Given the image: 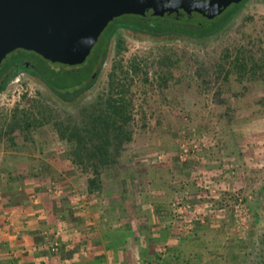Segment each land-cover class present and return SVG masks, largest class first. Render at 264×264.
Segmentation results:
<instances>
[{"label": "rangeland", "instance_id": "374dc122", "mask_svg": "<svg viewBox=\"0 0 264 264\" xmlns=\"http://www.w3.org/2000/svg\"><path fill=\"white\" fill-rule=\"evenodd\" d=\"M232 6L220 14L225 16ZM217 16L190 18L203 22L198 28L203 33ZM150 17L160 20L161 26L191 20ZM120 20H111L102 36ZM263 27L264 0H247L222 28L201 38L119 29L105 57L91 70L94 80L89 75L87 86L71 100L54 93L35 73L9 79L0 90V264H20L23 248L45 258L71 250L64 245L67 238L58 222L63 226L76 216L74 211L91 217L93 211L109 206L114 208L98 212L92 224L99 223L100 214L114 223L117 216H127L120 221L124 238L118 248L125 264H233L264 226V209L254 219L250 207L253 191L264 178V104L257 102L264 94V79H248L249 74L239 80L234 72L227 79L217 65L226 47L233 54L239 44L250 46L249 35ZM99 45L98 39L92 53ZM17 54L46 77L52 75L51 68L63 71L71 66L21 48L0 62V81L11 71L9 66L1 71L3 66ZM89 55L78 63L74 76L86 73L92 61ZM111 72L129 87L132 139L121 147L119 163L104 169L101 190L87 192V174L71 162L69 145L58 138L51 121L14 141L2 132L9 130L5 124L14 109L34 101L46 102L52 117L79 119L81 107L108 90ZM227 103L235 108L231 118L225 111ZM45 194L57 200L59 219H52L48 232L41 233L35 224L40 225L44 214L24 220L17 211L31 195ZM61 217H66L64 222ZM24 225L37 227L28 240L21 231ZM15 237L19 241L13 243Z\"/></svg>", "mask_w": 264, "mask_h": 264}, {"label": "trees", "instance_id": "16d2710c", "mask_svg": "<svg viewBox=\"0 0 264 264\" xmlns=\"http://www.w3.org/2000/svg\"><path fill=\"white\" fill-rule=\"evenodd\" d=\"M246 1L241 0L233 3V6L225 16H222V13L219 14L221 17L216 15L217 18L219 17L217 21L203 33L198 32V28L204 26L200 19L192 20L190 18L191 20L186 24L179 22V24H171L168 22L162 27L165 29V33L185 34L190 37L201 38L222 28L241 9ZM120 19L122 20V18ZM203 19L210 20L208 17H203ZM132 20L134 21L135 19L125 18L122 21L131 22ZM141 20L142 18L135 20L134 23L150 24ZM262 29L261 32L255 31L249 35L247 41L251 43L250 46L239 44L233 54L228 47L225 48L221 56L222 61L217 65L218 71L220 73L223 72L222 75L225 78L228 79L229 75L234 72L239 80H243V77H248L249 74L250 77L248 79H257L259 77L264 79V27ZM111 34L112 31L110 29L99 38L100 45L95 49L96 51L92 53L90 50L91 54L89 52L90 55H88L92 58L91 64L87 67L86 73L81 74V76L73 75L78 73V64L64 67L63 71H56L51 68L49 74L52 75L47 77L44 72L37 68L32 73L37 74L54 93L60 94L66 100L74 99L87 86L85 79L89 75L91 76L90 80H94L95 75L91 70L100 57H105ZM120 44L121 40L119 39L118 45ZM166 61L169 68L167 71H171L170 67L173 61L169 56L166 57ZM8 65H10L9 61L3 66L1 71H4ZM111 75L112 78L108 90L95 101L83 105L79 119L72 121L64 120L60 117H52V108L46 102L41 100L34 101L26 104L22 109H14L10 119L5 124V127L9 126V130L4 128L2 132H6V137L14 141V138L19 136L24 138L38 126L51 121L57 131L58 138L69 145L67 154L71 162L79 167L80 172L87 174V192L95 193L101 190L103 187L102 174L104 169L106 167L113 168L119 163L118 155L121 147L132 139V130L129 128L132 109V99L128 95L129 87L124 86L121 78H114L113 75L115 74L113 72H111ZM11 77L12 75L3 82L0 81V90ZM243 91L241 93H246L245 88ZM257 102L264 104V94L257 98ZM234 110L233 104H225V111L229 118L233 117L232 113ZM24 130L27 132H24ZM46 199L50 200L49 198ZM24 200H27V198H24ZM46 203L49 206L53 205L49 201ZM250 207L253 208L254 219H259L261 211L264 209V178L259 187L253 191ZM233 264H264V226L254 235L250 247L239 254L238 259Z\"/></svg>", "mask_w": 264, "mask_h": 264}, {"label": "water", "instance_id": "95a60500", "mask_svg": "<svg viewBox=\"0 0 264 264\" xmlns=\"http://www.w3.org/2000/svg\"><path fill=\"white\" fill-rule=\"evenodd\" d=\"M241 0H0V62L16 48L52 62L85 60L101 31L124 13L199 11L208 18Z\"/></svg>", "mask_w": 264, "mask_h": 264}, {"label": "crops", "instance_id": "0c3cea01", "mask_svg": "<svg viewBox=\"0 0 264 264\" xmlns=\"http://www.w3.org/2000/svg\"><path fill=\"white\" fill-rule=\"evenodd\" d=\"M122 177L124 176H121V179ZM107 184L108 182L106 185ZM112 185L115 186L116 183H112ZM118 191L119 190H114L113 193ZM118 193H120V191ZM49 197H51L49 194H45L40 198H38V196L35 197L34 195H31L28 198V202L22 205L17 211V213L19 212L24 216V220L26 219V216H35V214H37V217H40L41 214H44V219L40 221L38 220L40 225H38V223L35 224L39 229L42 228L41 233L48 232V227L51 226L50 223L52 219H59L57 216L58 210H56L58 209V205H56L57 200L54 196H52L54 200H51ZM46 198H49L50 200H47ZM48 201L53 203V205H47L46 202ZM43 205L45 207H43ZM109 208L113 209L114 206H109L105 208V210ZM105 210L101 209L99 211H93L94 214L91 215V217L86 215L85 211L82 212V214L78 211H74L76 216L72 214L73 217L67 222H64L66 217H63L64 219L61 217L60 219L65 224L62 226L61 222H58L60 223L59 227L62 229V235H64L63 237H66L68 242L64 245L70 247L71 250L68 249L65 253L56 255V257L45 258L44 256H39V253L35 252L31 248L28 249V251L23 248L24 250L21 254L20 264H106V262L113 263L115 261H117V264H125V260L122 259L120 249L118 248H120V243H122L121 238L122 240L124 238L122 237L123 227L120 221L125 219L127 216L125 214L124 216H117L118 222L114 223V221H108L105 216L100 214V217H102L98 218L99 223L97 225H93L92 221L97 220L95 218L97 213L100 211V213H103ZM60 215L62 216V213L59 214V216ZM104 220H107L108 223ZM35 225H24L21 227L23 229L21 230L23 231V237L26 240L30 238L32 232L36 231L35 229H37V227H35ZM45 228H47V230ZM24 230H26L27 233H25ZM15 240L19 241L16 237L11 241L15 243ZM23 242L25 241H22V243ZM113 242H117L118 245H111Z\"/></svg>", "mask_w": 264, "mask_h": 264}, {"label": "flooded vegetation", "instance_id": "af4514ba", "mask_svg": "<svg viewBox=\"0 0 264 264\" xmlns=\"http://www.w3.org/2000/svg\"><path fill=\"white\" fill-rule=\"evenodd\" d=\"M165 15H169V16H172L174 18H178V17L190 18L193 16H196V18L197 17L198 18L207 17L204 13H201L199 11H192L191 13H177L175 10H173V11H169V12L165 11L164 14H162V15H149V16L147 14L141 15V14H136V13H124V14L115 16L112 20H115V18H122V20L125 18H131V19H135V20L142 18L141 21L149 22L150 24L145 25V23L144 24L134 23L135 20L134 21L132 20L133 22L132 21L131 22H123L122 20L115 21V23L112 25L113 27L111 28V31H112L111 37L119 29H128L129 31L135 32V33H143L144 32V33H151V34H158V33L164 34L165 29H163V27L160 25L161 21L160 20H157V21L151 20L150 16L164 17ZM108 23H107V25H108ZM170 23L174 24L172 21H170ZM106 26L104 28H106ZM103 30L101 31L100 35L98 36V39L100 37H102V32H104ZM19 49H21V48H16V49L12 50L11 53H13L16 50L18 51ZM8 61L10 62V65H8V66L10 67L11 71L6 74L7 77H10L11 75L13 77V76H15L19 73H22V72H27V73L29 72L32 74L33 70L35 69V66L30 61L21 57L20 54H17L15 56L13 55L12 57H10V60H8ZM3 81L4 80H1V82H3Z\"/></svg>", "mask_w": 264, "mask_h": 264}]
</instances>
